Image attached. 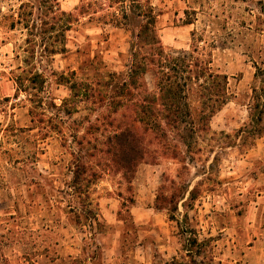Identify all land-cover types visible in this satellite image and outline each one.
<instances>
[{
	"label": "rangeland",
	"instance_id": "374dc122",
	"mask_svg": "<svg viewBox=\"0 0 264 264\" xmlns=\"http://www.w3.org/2000/svg\"><path fill=\"white\" fill-rule=\"evenodd\" d=\"M58 1L71 12L80 2ZM150 2L168 52L190 49L193 30L217 39L213 65L228 75L230 99L211 119L216 141L187 168L179 159L160 157L139 164L131 184L106 173L92 185L99 219L92 228L83 225V202L69 186V148L77 149L72 135L82 136L95 113L87 118L83 104L71 114L61 111L56 132L43 135L27 93L17 91V76L33 85L31 71L42 73L43 100L34 111L48 119L55 111L50 102L62 105L71 94L63 73L79 71L96 55L107 69H125L131 30L81 17L66 33L69 51L51 58L38 54L31 67L23 61L26 29L10 26L20 0H0V264H264V136L252 147L234 137L248 121L252 87L261 82L256 72L264 67V0ZM191 16L194 22L187 23ZM221 131L233 136L225 138ZM216 155L209 180L204 165ZM170 180L189 190L196 186L199 196L190 200L187 192L175 204L157 207L163 183L171 193Z\"/></svg>",
	"mask_w": 264,
	"mask_h": 264
},
{
	"label": "trees",
	"instance_id": "16d2710c",
	"mask_svg": "<svg viewBox=\"0 0 264 264\" xmlns=\"http://www.w3.org/2000/svg\"><path fill=\"white\" fill-rule=\"evenodd\" d=\"M87 16L90 21L131 30L125 69H107L106 63L96 55L85 60L79 71L63 73L61 80L71 94L62 105L50 102L56 112L48 119L34 111L43 100L38 92L44 83L42 73L31 71L28 80L33 85H26L18 75L17 91L27 93L33 104L31 114L40 123L43 135L56 132L53 124L61 123V111L71 114L83 104L88 109L87 118L95 113L94 121H89L82 136L72 135L77 149L69 148L72 173L69 186L79 192L78 198L83 202V211L79 213L86 221L83 225L94 228L99 219L92 208L91 186L106 173L120 175L122 182L131 184L139 164L149 159H179L187 168L188 161H195L206 146L216 141L211 119L229 101L230 90L228 75L213 65L217 39L205 31L193 30L190 49L168 52L150 0H80L75 12L61 9L58 0H20L10 26L19 24L26 29L25 64L33 67L38 54L51 58L69 51L67 31ZM193 22L192 16L187 19V23ZM260 73V84L252 87L248 121L234 134L241 138L242 146L252 147L257 138L264 136V67H258L256 77ZM46 121L51 126L44 127ZM57 132L67 144L66 131L59 127ZM96 132L101 135L95 139L88 137ZM220 134L225 138L233 136L223 131ZM217 161L216 155L208 167L204 165V170L210 173L209 180ZM170 183V195L165 193L168 188L165 183L160 187L159 208L179 197L185 198L187 192L190 200L199 196L196 186L189 190V185H180L175 180ZM192 241L199 244L197 238ZM192 252L193 249H187V254L192 256Z\"/></svg>",
	"mask_w": 264,
	"mask_h": 264
}]
</instances>
